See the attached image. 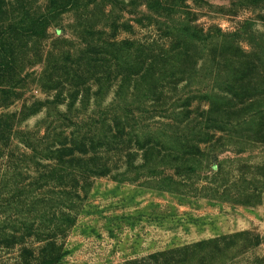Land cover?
Segmentation results:
<instances>
[{
	"label": "rangeland",
	"instance_id": "obj_1",
	"mask_svg": "<svg viewBox=\"0 0 264 264\" xmlns=\"http://www.w3.org/2000/svg\"><path fill=\"white\" fill-rule=\"evenodd\" d=\"M79 2L0 62V222L3 197L61 195L32 185L56 176L74 218L58 264H264V0ZM231 45L255 51L248 70L213 58ZM146 49L184 55L150 94L125 79Z\"/></svg>",
	"mask_w": 264,
	"mask_h": 264
},
{
	"label": "trees",
	"instance_id": "obj_2",
	"mask_svg": "<svg viewBox=\"0 0 264 264\" xmlns=\"http://www.w3.org/2000/svg\"><path fill=\"white\" fill-rule=\"evenodd\" d=\"M56 1L54 5L52 3L50 4L49 2L51 1H49L45 5L38 6L35 0H0V37L2 38L0 42V62L11 63L15 60L20 43L16 41V37L19 35L31 32L37 36L40 32L45 33L52 23L53 15L57 7L61 9L58 15L68 12L66 10L68 5L69 7L75 6L76 8L74 9L76 12L87 8L79 0ZM28 23L31 24L28 25ZM229 47L233 49L228 54L229 56H226V52L217 54V51H215L213 52V58L217 61L218 59L224 60L229 57L226 59L228 63L232 65L233 63H240L243 69L247 70L253 65L250 59L256 56L254 50L243 53V50L239 46L231 45ZM175 56H178L179 59L184 57L182 53L175 51L162 52L161 55H157L147 49L144 51L135 50L125 52V59L128 61L127 64L135 65L130 67L135 69V71L127 75L125 74V79L128 75L135 77L134 81L136 86L132 87V90L138 93L145 86L144 90L150 94L149 84L154 83L157 86L164 78V74L161 73L163 69L160 68L162 65L160 64V58L166 57V60H170ZM186 56L188 55L186 54ZM250 74H252V71H250ZM248 80L249 76L239 78V81L243 82ZM120 88L121 86H119ZM231 96H236V94L232 92ZM232 101L234 100L232 99ZM244 103H248V100L246 102L243 100L237 103L232 102V105L226 106L227 108L225 110L239 109L240 105ZM212 113H217L214 108L209 109L207 114ZM118 117L119 115L116 113H106L102 122H97V124H110L111 132V126L113 128L118 127V125H115L118 123ZM176 119L175 121H177ZM208 120L212 121L211 118ZM170 121L174 124V120L170 118ZM9 129L10 125L7 118L0 115L1 147L7 145V133H9ZM50 168H53V166H50ZM54 177L50 176L48 179H37L32 185L42 181L41 184H44V188L48 186L53 188V185L50 183L57 180V183H59L58 186H60V188H57L59 190L57 193L61 195H51L53 193L50 194L44 192V190L42 192V186L39 187L41 191H32L30 194H23L25 196L3 197L5 203H13V210L8 214L1 215L0 248L4 251L14 249L15 247L19 248L13 264H58L65 254L62 241L74 219L73 214H71V208L65 204L72 202L69 200L70 198L67 202H64L65 200L61 197L63 192L64 194L67 192L61 185L63 178Z\"/></svg>",
	"mask_w": 264,
	"mask_h": 264
}]
</instances>
